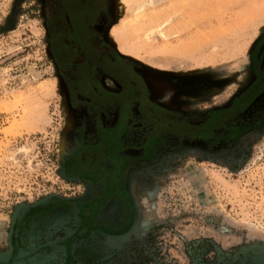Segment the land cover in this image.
Listing matches in <instances>:
<instances>
[{
    "label": "rangeland",
    "instance_id": "374dc122",
    "mask_svg": "<svg viewBox=\"0 0 264 264\" xmlns=\"http://www.w3.org/2000/svg\"><path fill=\"white\" fill-rule=\"evenodd\" d=\"M102 8L108 18L94 27L102 43L178 123L140 118L154 135L125 179L132 226L119 236L79 232L76 264H264V76L243 99L264 73V0H104ZM51 16L47 0H0V264H64L74 228L64 210L36 212L39 225L25 231L20 223L28 208L89 193L67 166L79 142L95 139L90 103L54 53L61 34ZM65 27L72 56L79 47ZM98 78L118 94L112 77ZM92 104L108 130L118 108ZM91 153L86 161L100 157Z\"/></svg>",
    "mask_w": 264,
    "mask_h": 264
},
{
    "label": "flooded vegetation",
    "instance_id": "af4514ba",
    "mask_svg": "<svg viewBox=\"0 0 264 264\" xmlns=\"http://www.w3.org/2000/svg\"><path fill=\"white\" fill-rule=\"evenodd\" d=\"M47 4L52 9V21L59 23L57 28L61 34H53L54 53L59 60L70 65L64 68L69 71V81L79 88L81 99L90 103L91 109L87 110L90 120L87 122L94 128L95 139L88 146L79 142L78 150L69 158L67 166L71 174L88 182L89 193L88 197L79 201L54 200L28 208L26 210L30 211L20 224L25 231V225L28 228L32 222L39 225L37 214L42 210H64L68 218L65 226L74 227L66 239L64 264H76L78 259L75 256H80L85 249L71 248L79 232L100 231L108 236H119L132 226L134 209L125 179L130 165L145 159L146 146L154 135L150 128L145 129L146 132L142 130L140 118H147L149 124L159 122L169 129L178 122L171 116H164L155 104L150 103L140 76L124 60H117L108 46L102 43L99 32L94 30L98 21L102 23L108 18L103 13L104 0H47ZM67 23L72 28L71 36L67 38H71L79 47L72 56V47L67 46L62 37L69 29L65 30ZM254 68L259 71L257 62H254ZM103 74L119 84L118 94L102 88L98 76ZM263 76L264 73L256 72V78L243 99L258 89L264 81L261 80ZM96 101L107 108H118L116 120L108 130L99 125L97 119L101 112L92 104ZM131 103L136 105L137 110H130ZM196 132L200 133V129ZM93 152L100 157L86 161L87 156ZM112 203L116 204L115 211L110 210ZM86 264L90 263L86 261Z\"/></svg>",
    "mask_w": 264,
    "mask_h": 264
}]
</instances>
